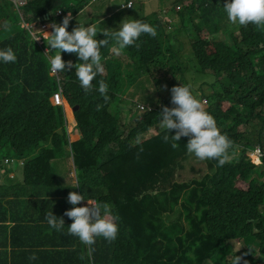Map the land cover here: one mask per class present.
Segmentation results:
<instances>
[{"label": "trees", "instance_id": "1", "mask_svg": "<svg viewBox=\"0 0 264 264\" xmlns=\"http://www.w3.org/2000/svg\"><path fill=\"white\" fill-rule=\"evenodd\" d=\"M105 1L111 2L28 0L21 4L0 0V48L11 47L16 55L14 63L0 64V154L12 150L17 157L29 158V153L38 150L20 180L6 181L5 177L0 181V264H228L236 239L259 244L264 255V183L252 178L255 165L229 163L227 158L236 148L245 154L248 147L262 146L264 152V26L226 23L221 8L224 0H124L122 4L116 0L110 15L115 25L109 31L123 18L136 16L154 26L157 35L141 34L135 45L119 55L111 52L109 40V45L100 49L103 71L94 77L87 94L70 73L50 71L49 56L54 53L47 50L46 38L33 40L20 27L26 37L12 34L9 27L15 22L18 27L17 21L27 12L50 14L51 24H59L70 13L67 31L78 23L86 27L94 22ZM147 7L150 9L144 10ZM12 15H16L15 22ZM177 15L188 43L185 51L182 44L171 43L178 40L175 36L167 34L177 26ZM95 38L103 39V33L97 32ZM189 48V67L181 62L176 66L170 60ZM161 56L169 59L162 64L167 66L169 88L149 94L155 82L152 66L161 62ZM61 59L79 62L75 54L63 56L62 51ZM199 78L201 92L191 87L193 95L202 107L203 100L207 101L204 110L231 141L223 165L188 153V137L182 136L172 148L163 140L166 132L157 123L161 107L173 106L169 89ZM98 80L108 86L107 101L96 91ZM163 83L159 80V86ZM57 86H63L68 103L76 109L74 119L82 135L71 153L66 152L69 135L64 110L49 102ZM205 86L211 93L203 90ZM38 92L41 99L33 105ZM136 95L144 104L134 100ZM125 97L129 102L123 104L120 118ZM241 126L251 131L239 133ZM243 136H251V141ZM59 152L66 153L64 162L72 161L69 172L75 174L79 187L73 188L69 179L66 184L61 182L66 180L61 172L64 167L54 161L60 156L47 158ZM246 159L250 161L247 155ZM234 168L239 182L249 183L247 189L236 185ZM30 175H34L32 182L28 181ZM69 191L109 206L117 217L113 240L98 237L93 245H84L67 233L71 220L63 213L71 207L66 200ZM178 201L181 204H176ZM77 206H84L83 202ZM48 211L63 220L61 231L47 225L44 214ZM256 227L261 229L257 233ZM17 229L24 235L47 231L55 236L50 244L36 239L38 250L17 253L18 239L12 235ZM33 242L31 237L25 243ZM33 253L36 259L30 261Z\"/></svg>", "mask_w": 264, "mask_h": 264}, {"label": "clouds", "instance_id": "2", "mask_svg": "<svg viewBox=\"0 0 264 264\" xmlns=\"http://www.w3.org/2000/svg\"><path fill=\"white\" fill-rule=\"evenodd\" d=\"M27 1L25 0V2ZM221 8L227 21L231 24L240 26L251 24L257 28L264 26V0H224ZM70 19L71 14L69 13L61 19L59 24H51L50 14L35 16L33 13L27 12L21 15L20 20L17 21L18 27H16L30 33L33 40L41 41L46 38L47 50L54 53V55L49 56L50 71L57 73L65 71L66 67L74 68L75 77L85 94L92 89L91 82L94 77L103 71L100 49L109 45V40L112 41L111 52L119 55L128 46L135 45L141 34H147L150 37L157 35L154 26L139 19L123 18L117 28L112 31L101 29L98 20H95L94 23H87L86 27L84 26L85 23H78L71 31H67ZM15 23L9 25L12 31ZM175 28L178 30V24ZM97 32H102L104 38L96 39ZM61 51L74 53L79 63L71 64L63 61ZM15 61L16 55L11 47L0 48V64L14 63ZM10 68H6L4 71H8ZM107 89L108 86L103 80L97 81L96 91L104 101L109 99ZM169 91L170 103L173 106H162L161 111L157 113L159 117L157 123L166 132L163 140L169 142L172 148H176V141H179L182 136L188 137L185 143V149L188 153H191L198 160L214 159L218 166L223 165L225 152L230 147L231 141L219 131L214 118L204 110L201 102L193 95L191 86L179 84V86L171 87ZM49 102L52 106L61 107L64 110L69 135L67 152L69 145L77 144L82 137L81 131L77 130V122L74 119L73 113L76 109H72L68 103L63 92V86H57V91L50 96ZM100 108L101 105L97 104L96 109L99 110ZM171 130L174 131L169 135ZM73 135H75V141ZM60 140V138H55L56 142H60ZM7 153H12L13 157H5L10 160L4 158L3 163L0 164V181L5 177L6 181L20 180L26 171V164L38 156V150L29 153V158L17 157L12 150ZM65 154L59 152L48 155L47 158L60 156L59 160L54 161H59L61 167L70 166L71 160L63 161ZM5 167H8L10 172ZM73 185V188L79 187V180L74 179ZM66 200L71 205L63 213L71 220V223L67 225L68 234L75 236L84 245H93L98 237L106 241L115 238L118 226L114 221L117 217L107 204L101 206L96 203L94 198L86 199L82 193L78 194L75 191H69ZM79 201H82L84 206H77ZM101 207L103 214H101ZM44 220L49 228L55 231H61L64 226L63 220L54 216L50 211L44 214ZM8 230H11V227H8ZM20 233L21 230L17 229L12 235L19 239ZM28 259L30 261L35 260V254H30ZM240 260V256L232 255L230 264H238ZM244 264H247V261Z\"/></svg>", "mask_w": 264, "mask_h": 264}, {"label": "rangeland", "instance_id": "3", "mask_svg": "<svg viewBox=\"0 0 264 264\" xmlns=\"http://www.w3.org/2000/svg\"><path fill=\"white\" fill-rule=\"evenodd\" d=\"M123 1L124 0H118V2L120 4H122ZM137 3H138V1L135 2V6H136ZM127 5H130V3H128ZM115 6H117L116 0H111L110 3H108L107 1L102 2L100 4V6H99L98 16L93 18V21L95 22V20H98L99 21V25L103 24V28L102 29H109V30L112 29V27H114V25H115V19H113L111 21L110 20V15L113 12V10L115 9ZM147 9H150V8L149 7L144 8V10H147ZM161 11H163V10H161ZM141 12H142V5L138 6L137 18L140 16ZM174 14H175V11H174ZM11 18L13 19L14 22L16 21V15H12ZM104 18L109 19V22H108L107 19H104ZM135 18H136V16H135ZM85 19L88 20L89 18H85ZM102 19H104V21H101ZM175 19H176V22L178 24V30L176 28L173 31L169 30L167 32V34L170 37H172V38H174V36H175L178 40H173V42H171V43L172 44H176V46L178 44H182V49H183V51H185L188 48V43H187V39L185 37V32H183L184 29L182 28L183 21L180 20L178 15L175 17ZM224 21L229 24L227 19H225ZM0 28H2V26H0ZM14 33H21L22 35H24V37H26V34H24L22 31H20V29H18L15 26V24H14V28H13L12 34H14ZM100 33H102V32H99V34ZM237 34H238V31H237ZM0 36H2L1 31H0ZM189 47H190V45H189ZM190 52H191L190 48H189V50H187V52H181L180 51L177 55H175V57H173L170 60L173 61L176 66H178L179 62H181L182 66L189 67L190 66V60L192 58V56L190 55ZM62 53H63V56L65 54H74V53H65L63 51H62ZM123 56L124 57L126 56L124 51H123ZM158 59L161 60V62H157L156 66L155 65L152 66V68L155 69L154 72H152V73H154V76H155V82H153L152 87H151V92L149 94H153V95H156L159 91H163V89H161V88L168 89L169 88L168 83L170 82L169 81L170 79L168 77L169 74L166 72L167 71V66L162 65V64H165V62H169V59L167 57H165V56L158 57ZM77 63H79V62H77ZM72 64H74V62H72ZM64 72L65 73L67 72V73H70L71 75H73L75 80L78 82V80L75 77L74 68L66 67ZM141 80L144 81L145 79L141 78ZM159 80L164 82L161 86H159ZM201 82H202L201 78H199L198 80H194V81H192V79H191L189 84H190L191 87H193V89H196L197 92H201L198 89V87H199ZM207 88H208V86H205L203 88V90H206L208 93H211V91H208ZM168 96L169 95H166V97H168ZM134 100L137 101L139 104H144V101L137 95L135 96ZM122 101H123V103H122V105L120 107V113H119L120 118L123 117V111H122L123 110V104L128 103L129 99L127 97H125V98H123ZM206 107H207V101L203 100V108L205 109ZM226 107H227V105H225V108ZM250 131L251 130H249L245 126H241L239 128V133H244V135L248 134ZM242 138L249 139V141H251L250 138H252V137L251 136H243ZM73 139L75 141V135H73ZM244 139H241V142H240L241 145L245 144V140ZM75 145L76 144H70L69 145L68 153L72 152V148H74ZM262 148H263L262 146L248 147V153H245V154L241 153V149L236 148L227 157L228 158V162L230 163L231 161H236L238 164H245V165H247L248 163H252V165H255L254 166V173L252 174V178L258 179L259 182L264 183V173H263L264 172V162L262 161L263 157H264V152H263ZM246 155L248 156V159L250 161H248L246 159ZM7 156L13 157V154L12 153H2V154H0V164L3 163L4 158L7 157ZM198 166L200 167V163L199 162H198ZM62 167H64V169L61 171L63 173L62 175L65 176V178H63V179H66V180L61 181V182L63 184H66L68 182V179H69V181L71 183H73L74 179H76L75 174L73 173V174H71L68 177V172H67L68 169H72V168H69V165L66 166V167L65 166H62ZM232 170H233V176H236V185L238 187L241 186V187H244V189H247V187L249 186V183H245L244 184L243 182H239L238 178H239L240 175L237 172L238 169L234 168ZM261 170L263 172H261ZM198 178H199L198 176L195 177V179H198ZM190 179H193V177H190ZM92 201L94 202V200H92ZM181 202L182 201H178L176 204H181ZM176 204H174V205H176ZM183 212H184V210H183ZM260 230H261L260 228L256 227L254 231L257 233ZM25 235H28V236H25ZM25 235L24 234H20V236H19V239H18L19 246L18 247H20V248L16 250L17 253L21 252L24 242L30 241V239L32 237L30 233H27ZM54 236H55V233H52V232H47L46 231V232L42 233V235L40 237L41 244H50L52 242V237H54ZM232 243H233V248H232V253L233 254L232 255H237V256L241 257V260L238 261V264H244L245 261H247V264H256L258 261H263L264 260V255L261 252V247H260L259 244H256L255 242H248V241L244 242L243 239H236V241H233ZM230 258H231V256H229L227 258L228 264H230Z\"/></svg>", "mask_w": 264, "mask_h": 264}, {"label": "crops", "instance_id": "4", "mask_svg": "<svg viewBox=\"0 0 264 264\" xmlns=\"http://www.w3.org/2000/svg\"><path fill=\"white\" fill-rule=\"evenodd\" d=\"M42 93H40V92H38L37 93V96H36V98H35V100H33L32 101V103L34 104L36 101H39L40 100V95H41ZM70 123H72V122H70ZM68 177L71 175V174H73V173H70L69 172V169H68ZM34 175H30V176H28V181H30V182H32V181H34V177H33ZM50 206V205H49ZM44 232H46V231H44ZM44 232H39V233H34V234H31V236L34 238V242L32 243V244H29V243H25L24 242V244H23V248H22V250H38L35 246H36V239H39V242L41 243V241H40V237H41V235H42V233H44ZM20 234H22V231H21V233ZM20 247H18V249H19Z\"/></svg>", "mask_w": 264, "mask_h": 264}, {"label": "built area", "instance_id": "5", "mask_svg": "<svg viewBox=\"0 0 264 264\" xmlns=\"http://www.w3.org/2000/svg\"><path fill=\"white\" fill-rule=\"evenodd\" d=\"M16 2H20L21 4L25 3V0H16Z\"/></svg>", "mask_w": 264, "mask_h": 264}]
</instances>
